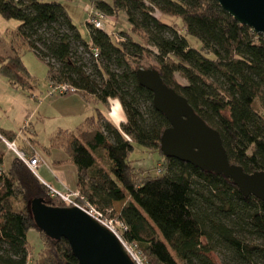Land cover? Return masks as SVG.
Returning <instances> with one entry per match:
<instances>
[{"label": "trees", "instance_id": "trees-1", "mask_svg": "<svg viewBox=\"0 0 264 264\" xmlns=\"http://www.w3.org/2000/svg\"><path fill=\"white\" fill-rule=\"evenodd\" d=\"M87 1L106 15L124 13L129 29L118 30L114 22L101 29L89 21L86 38L59 1L0 0V15L19 21L8 31L12 52L0 51V74L11 85L34 87L23 59L29 48L47 64L50 84L68 83L107 106L119 100L124 109L118 124L98 109L76 130L53 137L68 151L57 163L77 168V200L122 221L124 238L137 243L145 264H218L213 253L221 264H264V201L244 195L223 174L164 155L161 137L170 123L138 81L142 66L132 65L152 53L165 83L220 132L230 161L250 173L262 171L264 34L217 0ZM17 134L0 128V264L77 263L70 243L41 231L30 210L36 198L57 207L67 203L52 196L16 153L5 164L4 140L15 141ZM25 142L20 149L38 155L35 143ZM135 144L162 155L159 174L134 166ZM33 230L42 241L34 258Z\"/></svg>", "mask_w": 264, "mask_h": 264}, {"label": "water", "instance_id": "water-1", "mask_svg": "<svg viewBox=\"0 0 264 264\" xmlns=\"http://www.w3.org/2000/svg\"><path fill=\"white\" fill-rule=\"evenodd\" d=\"M237 20L264 34V0H217ZM139 83L154 94V105L170 125L161 137V150L201 169L231 178L244 195L264 201V170L247 172L232 163L220 132L203 119L188 99L167 85L157 68L137 69ZM37 227L53 239H66L77 263L137 264L119 238L77 206H51L44 199L30 202Z\"/></svg>", "mask_w": 264, "mask_h": 264}, {"label": "rangeland", "instance_id": "rangeland-1", "mask_svg": "<svg viewBox=\"0 0 264 264\" xmlns=\"http://www.w3.org/2000/svg\"><path fill=\"white\" fill-rule=\"evenodd\" d=\"M59 1L65 5L74 23L79 27L84 37L89 38L87 22H89L88 10L91 13L92 6H88L87 0H48ZM88 9V10H87ZM109 25L108 29L113 28L112 22L118 30H128L129 23L126 15L120 16L107 15ZM111 20V22H110ZM19 24L16 19H6L0 15V51L3 54L11 53L8 44V31L13 29L12 26ZM177 28L184 29L182 21H178ZM117 31V30H116ZM191 44L200 48L201 42L192 36L188 37ZM24 62L33 76L34 87L32 90L15 87L10 84L9 80L0 74V128L5 130L17 131V137L24 138L23 145L19 142V137L15 140L18 147L25 146V140L30 141L35 146V150L41 159L46 161L39 164L37 172L42 174V166L53 175L52 163L56 159H67L68 151L65 147L53 144V137L60 131H74L79 126L82 118L95 113L96 106L93 102L85 100L82 93H68L53 95L49 94L50 79L48 77V67L45 62L40 60L37 55L25 48L23 50ZM157 61L152 53H147L139 61H132L133 66L140 65L149 68L157 65ZM102 110L118 124L124 117L125 112L119 100H114L110 106L99 104ZM83 115V117H82ZM35 138V139H34ZM28 143V142H27ZM5 164L8 166L15 152L5 144ZM41 156V157H40ZM159 152H149L143 146L135 144V149L131 154V160L136 168L141 169L145 174H159V162L162 159ZM67 180L72 183L76 182L77 169L72 163L64 166ZM58 169L57 171H60ZM55 174V173H54ZM58 174V173H57ZM54 178V177H53ZM54 186V185H53ZM38 231L33 230L29 233V242L32 246L33 254L39 253L42 249V241ZM214 260L221 264V260L216 253L212 254ZM145 261V260H144Z\"/></svg>", "mask_w": 264, "mask_h": 264}, {"label": "built area", "instance_id": "built-area-1", "mask_svg": "<svg viewBox=\"0 0 264 264\" xmlns=\"http://www.w3.org/2000/svg\"><path fill=\"white\" fill-rule=\"evenodd\" d=\"M88 10V9H87ZM89 11V10H88ZM89 21L98 28L105 29L106 28V20L108 19L107 15L104 14L103 12L96 10L93 7V10L91 13L89 12ZM110 33L111 30H108ZM95 56H99L98 51L95 52ZM78 92V89L74 87L73 85H70L68 83H51L50 84V89H49V94L53 95L55 93L59 94H68V93H76ZM18 137H21L18 135ZM6 145L9 148H12L14 152L35 172L37 173V169L40 164V158L38 155L29 157V155L21 150L18 145L16 144V141H9L7 139L4 140ZM49 188L51 189V195L52 196H58L62 200L67 203L68 206H77L84 210L87 214L92 216L94 219H96L99 223L107 227L110 231H112L121 241L123 244L125 250L127 253L133 258V260L137 264H145L143 255H141L140 251L138 250L137 243L127 241L124 236H123V229H124V224L122 221L114 219L107 214L103 213L99 209L80 203L77 198L79 197L78 191H60L53 186L49 185Z\"/></svg>", "mask_w": 264, "mask_h": 264}, {"label": "crops", "instance_id": "crops-1", "mask_svg": "<svg viewBox=\"0 0 264 264\" xmlns=\"http://www.w3.org/2000/svg\"><path fill=\"white\" fill-rule=\"evenodd\" d=\"M17 26L18 25L12 26V27H13V29H15ZM9 29H10V27L6 29V33H8V30ZM8 44L10 46L9 40H8ZM82 96H83V98L85 100H88V101L93 102L95 104V106H96V108H95L96 110L101 109L100 106H99V104L101 105L103 103L98 102V101H95L94 99H91V98H87L86 96H84L83 93H82ZM113 101H111V103H113ZM102 111L105 112V110H102ZM96 114H97V111H96ZM96 114L95 113H92V114H89V115L85 116V118H82V120H81V122H80L79 125H81L85 121L86 118L91 117V116H95ZM82 117H83V115H82ZM18 139H19L20 144L23 145L24 138H18ZM41 160H42L41 163H43L45 161L42 157H41ZM62 160H64V159L63 158L62 159H56L52 163V166L56 167V169L55 168H52L53 175H51L47 171V169H45L43 166L41 167L42 168V174H40V173L37 172V175L41 178L42 181H44L45 183H48L51 186L54 185L53 187L56 188V189H58V190H60V191H75L77 189V179H78V175L76 174V182L75 183H72L69 180H67V176L65 175V171L63 169L64 166L66 165V163H57V162L62 161ZM67 164H69V163H67ZM72 165H74V164H72ZM58 169H61V170L60 171H57Z\"/></svg>", "mask_w": 264, "mask_h": 264}]
</instances>
